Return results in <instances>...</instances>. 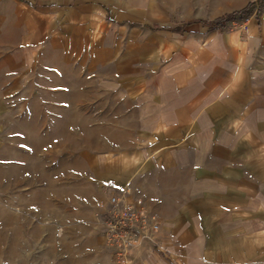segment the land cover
Masks as SVG:
<instances>
[{
	"label": "crops",
	"instance_id": "crops-1",
	"mask_svg": "<svg viewBox=\"0 0 264 264\" xmlns=\"http://www.w3.org/2000/svg\"><path fill=\"white\" fill-rule=\"evenodd\" d=\"M40 68L122 103L99 179L161 226L125 264H264V0H0L1 135Z\"/></svg>",
	"mask_w": 264,
	"mask_h": 264
},
{
	"label": "rangeland",
	"instance_id": "rangeland-1",
	"mask_svg": "<svg viewBox=\"0 0 264 264\" xmlns=\"http://www.w3.org/2000/svg\"><path fill=\"white\" fill-rule=\"evenodd\" d=\"M114 90L40 68L5 97L0 264H122L101 217L114 193L98 174L104 157L125 148L111 142L132 136Z\"/></svg>",
	"mask_w": 264,
	"mask_h": 264
},
{
	"label": "built area",
	"instance_id": "built-area-1",
	"mask_svg": "<svg viewBox=\"0 0 264 264\" xmlns=\"http://www.w3.org/2000/svg\"><path fill=\"white\" fill-rule=\"evenodd\" d=\"M102 207L105 237L116 249L117 259L122 264L126 263L133 247L160 230L158 216L146 209L142 199L130 202L125 195L112 194Z\"/></svg>",
	"mask_w": 264,
	"mask_h": 264
},
{
	"label": "trees",
	"instance_id": "trees-1",
	"mask_svg": "<svg viewBox=\"0 0 264 264\" xmlns=\"http://www.w3.org/2000/svg\"><path fill=\"white\" fill-rule=\"evenodd\" d=\"M250 12H249V8L242 10L240 12H236V13H230V14H226L223 17L215 20L213 22L214 25H218V26H223L227 21L229 20H233V19H245L249 16Z\"/></svg>",
	"mask_w": 264,
	"mask_h": 264
}]
</instances>
